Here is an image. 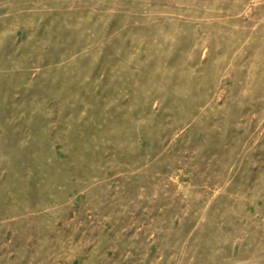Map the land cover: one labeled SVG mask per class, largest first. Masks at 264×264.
Masks as SVG:
<instances>
[{
    "label": "rangeland",
    "instance_id": "obj_1",
    "mask_svg": "<svg viewBox=\"0 0 264 264\" xmlns=\"http://www.w3.org/2000/svg\"><path fill=\"white\" fill-rule=\"evenodd\" d=\"M0 264H264V0H0Z\"/></svg>",
    "mask_w": 264,
    "mask_h": 264
}]
</instances>
